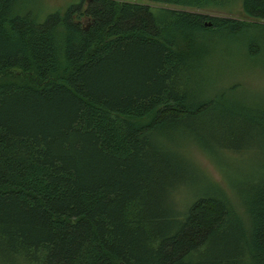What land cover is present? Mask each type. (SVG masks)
<instances>
[{"label":"trees","instance_id":"obj_1","mask_svg":"<svg viewBox=\"0 0 264 264\" xmlns=\"http://www.w3.org/2000/svg\"><path fill=\"white\" fill-rule=\"evenodd\" d=\"M35 1L0 0V264H264V0Z\"/></svg>","mask_w":264,"mask_h":264},{"label":"rangeland","instance_id":"obj_2","mask_svg":"<svg viewBox=\"0 0 264 264\" xmlns=\"http://www.w3.org/2000/svg\"><path fill=\"white\" fill-rule=\"evenodd\" d=\"M75 1L77 0H36L34 4L35 6H37V9L39 10L40 16H43L46 12L62 9L66 5ZM119 1H136L141 3L155 4L152 0H119ZM207 13L211 15H220V13L217 12H207ZM259 63L260 65H257L256 67L245 66L243 68H240L239 70V74L241 75L239 77L243 82L242 83L243 87H251L252 89V92L250 89H247L246 92H244L247 95L252 94L249 96H256V95L260 97L264 96V68H262L261 60L259 61ZM201 160L205 165V167H207V169L212 173L213 176L219 177L218 173L213 169V167L205 158L201 157ZM247 164L249 165L250 169L255 167V166H250L252 163L248 162ZM235 176L237 177L236 174Z\"/></svg>","mask_w":264,"mask_h":264},{"label":"water","instance_id":"obj_3","mask_svg":"<svg viewBox=\"0 0 264 264\" xmlns=\"http://www.w3.org/2000/svg\"><path fill=\"white\" fill-rule=\"evenodd\" d=\"M209 24V23H208Z\"/></svg>","mask_w":264,"mask_h":264}]
</instances>
